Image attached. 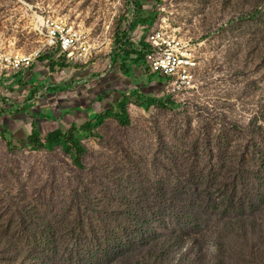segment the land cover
I'll list each match as a JSON object with an SVG mask.
<instances>
[{
	"label": "trees",
	"instance_id": "16d2710c",
	"mask_svg": "<svg viewBox=\"0 0 264 264\" xmlns=\"http://www.w3.org/2000/svg\"><path fill=\"white\" fill-rule=\"evenodd\" d=\"M133 2L131 30L151 25L157 14L145 17L140 0ZM243 4L238 21L264 16V0ZM149 99L161 109L170 102ZM92 114V121L101 119L96 127L50 128L46 137L38 131L30 136L28 148L63 159L52 178L32 184V199L0 190V264H195L174 263L169 255L191 238L204 244L210 232L217 242L212 264L258 257L264 264V126L257 118L245 126L205 120L197 127L187 118L176 146L156 132L150 162L121 145L120 133L109 138L98 132L107 111ZM259 114L264 118V109ZM127 115L111 117L128 127ZM80 132L100 138L98 144L115 156L97 154L78 138Z\"/></svg>",
	"mask_w": 264,
	"mask_h": 264
},
{
	"label": "rangeland",
	"instance_id": "374dc122",
	"mask_svg": "<svg viewBox=\"0 0 264 264\" xmlns=\"http://www.w3.org/2000/svg\"><path fill=\"white\" fill-rule=\"evenodd\" d=\"M244 1L248 0H140L139 9L145 17L153 12L157 17L151 25L141 24L132 30L118 52L119 38L135 17L133 0H0V50L7 54L30 55L43 45L35 26V17L43 15L61 18L89 33L94 44L93 53L83 63L57 56L58 62L40 59L28 81L9 83L1 80L0 74V190L11 197L32 199V184L43 177L52 178L63 158L28 148L30 136L38 131L46 137L50 128L96 127L101 119L92 121L95 109L110 115L98 127L99 133L105 132L109 138L120 133L121 145L150 162L156 132L160 130L176 146L181 138L177 132L187 128V118L194 127L205 120L245 126L256 118L257 124L264 126L259 114L264 109V16L238 21ZM163 17L201 51L198 87L186 93L170 94L165 78L141 70L146 65L139 49L145 47L146 36ZM116 55L124 61L113 60ZM151 97L169 98L168 108L156 107ZM121 111L128 114L130 126L111 117ZM77 136L96 148L97 154L108 159L115 156L98 144L100 138L86 132ZM9 143L18 150L10 152ZM56 176L63 179L59 172ZM216 246V233L210 232L204 244L191 238L178 245L169 259L212 264ZM259 258L239 264H261Z\"/></svg>",
	"mask_w": 264,
	"mask_h": 264
},
{
	"label": "built area",
	"instance_id": "2783aa9c",
	"mask_svg": "<svg viewBox=\"0 0 264 264\" xmlns=\"http://www.w3.org/2000/svg\"><path fill=\"white\" fill-rule=\"evenodd\" d=\"M164 1V0H162ZM164 10V9H162ZM36 29L43 37V45L30 55L7 54L0 50L1 80L9 83L30 80V74L40 59L55 56L73 63H83L93 53L94 44L89 33L67 23L61 18L36 16ZM119 38V45L126 44L132 35ZM144 53L148 69L166 79L170 94L186 93L198 87L201 78V51L197 44L182 38L163 17L146 36Z\"/></svg>",
	"mask_w": 264,
	"mask_h": 264
},
{
	"label": "crops",
	"instance_id": "0c3cea01",
	"mask_svg": "<svg viewBox=\"0 0 264 264\" xmlns=\"http://www.w3.org/2000/svg\"><path fill=\"white\" fill-rule=\"evenodd\" d=\"M142 68H143V69H141L142 71H143V70H146V67L143 66ZM139 71H140V70H139ZM142 74H143V72H141V75H142ZM101 82H102V81H100V83H101ZM146 83H147V82H146ZM92 96H94V95L92 94ZM94 97H95V96H94ZM97 103H99V102H97ZM99 104H100V106H102V103H99ZM93 105H94V104H93ZM103 106H106V103H104ZM81 108H84V107H81ZM91 109H92V108H91ZM89 110H90V109H88V111H89ZM93 110H94V109H93ZM93 110H90V111H93ZM95 110H96V109H95ZM95 110H94V111H95ZM95 112H97V110H96Z\"/></svg>",
	"mask_w": 264,
	"mask_h": 264
},
{
	"label": "clouds",
	"instance_id": "9594fccd",
	"mask_svg": "<svg viewBox=\"0 0 264 264\" xmlns=\"http://www.w3.org/2000/svg\"><path fill=\"white\" fill-rule=\"evenodd\" d=\"M130 29H131V27H130ZM132 31V30H131ZM144 63H145V60H144ZM145 65H146V63H145ZM146 69H148V67H147V65H146ZM149 70V69H148ZM150 71V70H149ZM151 72V71H150ZM152 73V72H151ZM153 75H158V74H154L153 73ZM160 76V75H159ZM161 77V76H160Z\"/></svg>",
	"mask_w": 264,
	"mask_h": 264
},
{
	"label": "water",
	"instance_id": "95a60500",
	"mask_svg": "<svg viewBox=\"0 0 264 264\" xmlns=\"http://www.w3.org/2000/svg\"><path fill=\"white\" fill-rule=\"evenodd\" d=\"M132 20L130 21V27H131Z\"/></svg>",
	"mask_w": 264,
	"mask_h": 264
}]
</instances>
